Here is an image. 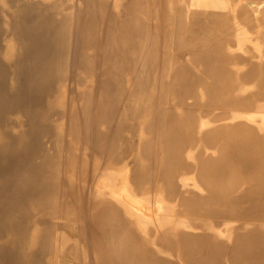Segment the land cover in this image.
Returning <instances> with one entry per match:
<instances>
[{
    "label": "bare ground",
    "instance_id": "6f19581e",
    "mask_svg": "<svg viewBox=\"0 0 264 264\" xmlns=\"http://www.w3.org/2000/svg\"><path fill=\"white\" fill-rule=\"evenodd\" d=\"M0 264H264V0H0Z\"/></svg>",
    "mask_w": 264,
    "mask_h": 264
}]
</instances>
